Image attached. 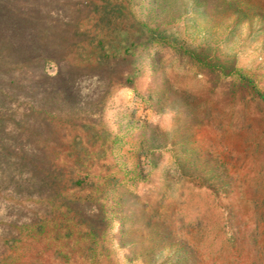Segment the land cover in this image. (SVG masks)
I'll list each match as a JSON object with an SVG mask.
<instances>
[{
    "label": "rangeland",
    "instance_id": "1",
    "mask_svg": "<svg viewBox=\"0 0 264 264\" xmlns=\"http://www.w3.org/2000/svg\"><path fill=\"white\" fill-rule=\"evenodd\" d=\"M96 3L114 81L60 111L56 153L86 200L29 219L0 169V264H264V0Z\"/></svg>",
    "mask_w": 264,
    "mask_h": 264
},
{
    "label": "trees",
    "instance_id": "2",
    "mask_svg": "<svg viewBox=\"0 0 264 264\" xmlns=\"http://www.w3.org/2000/svg\"><path fill=\"white\" fill-rule=\"evenodd\" d=\"M102 7L96 0H0V169L11 173L21 193L18 206L31 209L29 219L52 217L56 198L86 200L65 195L82 179L58 173L64 169L56 153L66 152L62 132L77 126L73 115L64 120L60 111L76 105L86 81H114L104 71L116 68L117 57L99 49L98 26L92 32L87 23ZM106 8L112 14L111 3Z\"/></svg>",
    "mask_w": 264,
    "mask_h": 264
}]
</instances>
